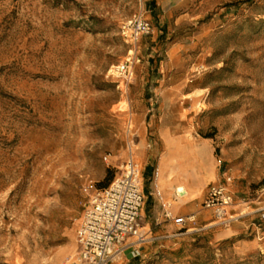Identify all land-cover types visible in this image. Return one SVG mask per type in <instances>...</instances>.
I'll use <instances>...</instances> for the list:
<instances>
[{
  "label": "rangeland",
  "instance_id": "1",
  "mask_svg": "<svg viewBox=\"0 0 264 264\" xmlns=\"http://www.w3.org/2000/svg\"><path fill=\"white\" fill-rule=\"evenodd\" d=\"M136 13L151 31L122 89L111 72ZM176 114L218 173L208 190L260 209L237 233L204 208L149 220L144 199L145 242L112 264H264V0H0V264H78L90 196Z\"/></svg>",
  "mask_w": 264,
  "mask_h": 264
},
{
  "label": "built area",
  "instance_id": "2",
  "mask_svg": "<svg viewBox=\"0 0 264 264\" xmlns=\"http://www.w3.org/2000/svg\"><path fill=\"white\" fill-rule=\"evenodd\" d=\"M150 31L151 25L141 13L134 14L120 27V35L130 50L125 61L114 67L111 73L120 80L122 89L130 84L134 65L139 62V40ZM143 202L140 168L130 157L121 166L117 178L90 196L76 230L78 264H112L126 246L145 242L140 233ZM234 204V196L229 190L223 184H215L209 188L203 208L211 211L213 224L227 227L241 217L232 213ZM260 216L264 220V210ZM196 217L192 214L173 217L172 220L183 226L194 223ZM166 218L171 220V214L166 213ZM131 238L135 241L130 242Z\"/></svg>",
  "mask_w": 264,
  "mask_h": 264
},
{
  "label": "crops",
  "instance_id": "3",
  "mask_svg": "<svg viewBox=\"0 0 264 264\" xmlns=\"http://www.w3.org/2000/svg\"><path fill=\"white\" fill-rule=\"evenodd\" d=\"M167 120V116L161 117L160 125L154 130V141L148 143L144 139L134 157L144 174V186L141 179L144 199L152 202L147 218L154 221L166 218V213L171 214L172 220L173 217L192 214L198 217L206 212L202 206L205 195L209 185L218 179L211 159L192 144L191 128L185 125L181 114L172 117L171 126ZM144 129L146 126L139 125L138 130ZM180 187L185 189L184 194L178 192ZM258 203L257 198H237L232 209L234 215L241 216L234 222L241 221L237 225V233H246L251 227L254 215L260 209ZM164 221L170 220L166 218ZM125 255L126 250L123 249L115 263L122 261Z\"/></svg>",
  "mask_w": 264,
  "mask_h": 264
},
{
  "label": "bare ground",
  "instance_id": "4",
  "mask_svg": "<svg viewBox=\"0 0 264 264\" xmlns=\"http://www.w3.org/2000/svg\"><path fill=\"white\" fill-rule=\"evenodd\" d=\"M135 154H136V153H135ZM130 157H132V158L134 159V154H133V152H131ZM178 192H179L180 194H184V193H185V189H184L183 187H180L179 190H178Z\"/></svg>",
  "mask_w": 264,
  "mask_h": 264
}]
</instances>
